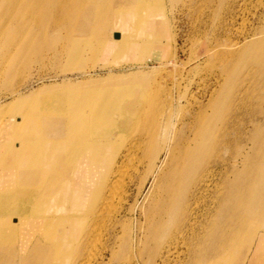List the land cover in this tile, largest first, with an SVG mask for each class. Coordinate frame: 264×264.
I'll return each instance as SVG.
<instances>
[{
  "label": "bare ground",
  "instance_id": "obj_1",
  "mask_svg": "<svg viewBox=\"0 0 264 264\" xmlns=\"http://www.w3.org/2000/svg\"><path fill=\"white\" fill-rule=\"evenodd\" d=\"M117 1L122 14L115 18L113 0H0V61L10 64V70L17 65L28 69L33 55L57 63L61 57L54 35L60 30L65 35L58 44L73 63L83 62L86 48L93 56L103 51L118 58L132 49L142 56L159 45L157 38L150 41V37L167 27L164 0ZM114 25L122 30L113 29ZM109 29L120 36L111 40ZM97 34L103 38L96 42L92 36ZM252 39L262 51L264 34ZM116 78L122 77L112 79ZM111 110L100 106L93 115L75 108L39 115L19 109L0 122V264H84L86 239L104 226L101 214L112 198L105 189L119 161L116 152L106 150L113 140L110 131L120 132L130 121L127 116L122 122L112 121ZM59 113L63 117L56 119ZM45 118L50 119L44 123ZM208 128L202 122L192 137L179 138L181 145L176 135L169 138L156 175L164 192L155 206L160 218L151 229L163 239L170 232L166 217L182 216L189 222L186 231L192 233L188 248L192 264H230L232 257L236 264H244L241 256L251 252L264 216V121L254 126L250 152L239 153L225 170L204 161L211 150L227 144L212 138ZM62 138L71 140L64 145L65 155L71 157L67 164L59 152ZM170 157L175 163L165 172ZM160 158L156 155L152 160L156 164ZM222 162L219 157L216 163ZM203 197L208 200L201 206ZM85 215L88 226L81 224L74 233L78 216ZM249 264L257 263L250 259Z\"/></svg>",
  "mask_w": 264,
  "mask_h": 264
},
{
  "label": "rangeland",
  "instance_id": "obj_2",
  "mask_svg": "<svg viewBox=\"0 0 264 264\" xmlns=\"http://www.w3.org/2000/svg\"><path fill=\"white\" fill-rule=\"evenodd\" d=\"M113 2L117 18L122 14L118 11L120 1ZM164 4L167 27L153 32L150 41L157 38L160 43L142 56L138 49L118 58L103 51L93 56L86 48L83 62L73 63L58 44L65 35L60 30L54 35L61 57L57 63L33 55L34 62L28 69L17 65L10 70V64L0 61V122L19 109L42 115L75 108L93 115L100 106L112 109L114 122L130 118L122 131L110 129L112 147L106 150L116 152L120 166L116 165L105 189L106 196L111 193L112 198L101 214L104 226L99 225L97 232L86 239L84 251L91 254H86L90 258L84 257V264H192L188 248L193 238L191 231H186V218L166 217L170 232L163 239L151 229L160 218L155 206L164 192L156 175L169 138L176 135L179 141L192 137L195 127L205 122L212 138L227 144L211 150L204 161L225 170L239 153L250 152L254 126L264 121V44L260 51L256 39H252L264 34V0H164ZM112 28L122 30L115 25ZM109 30V38H116ZM100 38L103 35L92 36L96 42ZM114 76L122 78L112 79ZM62 117L59 113L56 119ZM70 141L60 139L59 152L66 156V164L71 157L65 155L64 145ZM156 155L161 158L155 164L152 158ZM219 157L223 160L220 166L216 163ZM243 159L239 157L240 168ZM174 163L175 158L170 157L164 171ZM207 200L201 198V206ZM91 201L92 197L87 204ZM77 222L74 233L81 224L88 226L90 219L78 216ZM177 227L181 230L176 231ZM263 243L264 216L251 252L242 254L241 261L264 264ZM236 261L232 257L229 263Z\"/></svg>",
  "mask_w": 264,
  "mask_h": 264
},
{
  "label": "water",
  "instance_id": "obj_3",
  "mask_svg": "<svg viewBox=\"0 0 264 264\" xmlns=\"http://www.w3.org/2000/svg\"><path fill=\"white\" fill-rule=\"evenodd\" d=\"M115 37H118V33H115Z\"/></svg>",
  "mask_w": 264,
  "mask_h": 264
}]
</instances>
